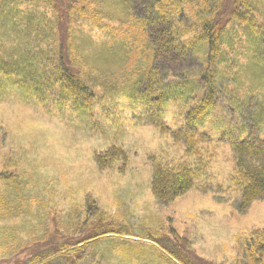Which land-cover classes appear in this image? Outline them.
<instances>
[{
  "label": "trees",
  "instance_id": "1",
  "mask_svg": "<svg viewBox=\"0 0 264 264\" xmlns=\"http://www.w3.org/2000/svg\"><path fill=\"white\" fill-rule=\"evenodd\" d=\"M111 1L0 0V96L12 94L62 118L94 125L109 142L92 155L101 171H125L128 155L118 124L123 116L135 127L148 126L181 142L179 158L147 157L150 193L161 204L206 181L220 147L232 153L230 182L239 195L238 211L264 199V0H148L144 17L129 12L125 19H104L101 10ZM125 1L132 9L133 0ZM152 23L162 26L158 33ZM161 49L191 53L201 67L160 75L154 61ZM95 64L121 71L93 82L89 74L96 73ZM253 65L260 77L242 81ZM250 103L253 109L246 115L243 107ZM116 109L119 114L111 111ZM15 174L16 169L1 170L0 181L7 183ZM7 195L0 193V220L20 210L10 206ZM82 202L81 223L71 212L56 224L69 238L77 236L75 242L54 244L45 234L39 241L46 245H27L21 264H98L89 261L87 248L107 237L124 240L116 249L124 262L144 257L145 264H190L177 256L180 248L155 246L157 230L136 235L104 221L107 216L90 195ZM92 216L102 220L89 223ZM21 249V240L0 228V259L12 254L18 259ZM243 257L245 264H264V230L245 240Z\"/></svg>",
  "mask_w": 264,
  "mask_h": 264
},
{
  "label": "rangeland",
  "instance_id": "2",
  "mask_svg": "<svg viewBox=\"0 0 264 264\" xmlns=\"http://www.w3.org/2000/svg\"><path fill=\"white\" fill-rule=\"evenodd\" d=\"M147 1H130L131 9L125 0L122 3L112 0L101 13L108 20L125 19L129 12L144 17L149 14ZM151 26L156 27L157 33L162 27L153 23ZM95 65L96 73L89 74L93 82L121 71ZM154 65L160 75L183 74L201 67L199 59L191 53L175 55L168 49L159 51ZM254 65L245 70L244 73L248 72L242 81L253 82L264 72L263 64L261 74ZM253 105L243 107L246 115ZM111 111L120 113L117 109ZM131 122L127 116L118 120L120 142L128 155L125 171L120 173L117 168L101 171L92 155L104 150L109 142L102 139L94 125L76 117L62 118L12 94L0 96V171L16 169L9 182L0 181V193L8 192L10 206L20 209L12 210L11 217L2 218L0 228L21 240L19 254L27 245L32 248L46 245L39 241L45 234H49L54 244L75 242L77 236L69 238L56 224L71 212L73 219L81 223L82 200L90 195L98 211L107 216L104 221L110 219L136 235L157 230L160 238L155 246L169 251L180 248L177 256L190 264L200 260L209 264H245V240L264 230V199L255 201L243 213L238 211L239 195L230 182L231 151L217 148L206 181L199 182L184 196L161 204L150 193L151 165L147 157L176 159L183 154L184 147L181 142L160 137L148 126L135 127ZM101 220L92 216L89 223ZM123 241L116 237L102 238L88 246L86 255L89 261L98 264H145L144 257L133 262L120 260L116 249ZM27 257L21 254L16 259L12 254L8 260L0 259V264H21Z\"/></svg>",
  "mask_w": 264,
  "mask_h": 264
}]
</instances>
